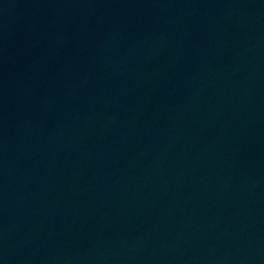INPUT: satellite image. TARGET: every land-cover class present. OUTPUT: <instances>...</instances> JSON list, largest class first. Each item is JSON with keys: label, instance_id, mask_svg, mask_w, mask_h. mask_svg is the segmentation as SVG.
<instances>
[{"label": "water", "instance_id": "95a60500", "mask_svg": "<svg viewBox=\"0 0 264 264\" xmlns=\"http://www.w3.org/2000/svg\"><path fill=\"white\" fill-rule=\"evenodd\" d=\"M252 264H264V214L260 226Z\"/></svg>", "mask_w": 264, "mask_h": 264}]
</instances>
